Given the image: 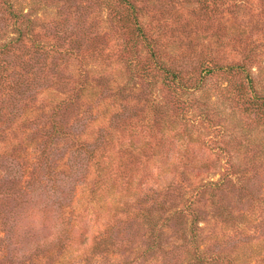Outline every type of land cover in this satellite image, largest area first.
<instances>
[{"label": "trees", "instance_id": "16d2710c", "mask_svg": "<svg viewBox=\"0 0 264 264\" xmlns=\"http://www.w3.org/2000/svg\"><path fill=\"white\" fill-rule=\"evenodd\" d=\"M254 1L264 8V0H29L19 9L6 4L11 32L0 43V182L10 187L0 196L20 200L13 208L0 205V264H264L261 252H244L253 236L227 231L238 224L227 200L234 167L216 182L187 187L192 170L206 166L196 167L186 147L169 154L163 118L170 111L183 114V97L200 90L205 77L221 73L230 78L225 97L264 123V84L250 66L258 56L253 46H264V22L242 20ZM51 3L61 7L46 25L36 13ZM165 5H195L200 15L228 17L257 39L240 62L206 60L188 75L162 60L148 27L151 14ZM95 8L107 12L125 41L121 83L105 69L86 70L91 63L108 67L109 54H88L95 53L87 23ZM74 63L76 74L67 71ZM152 83L168 92L170 107L154 101L140 106L132 89L144 95ZM162 159L172 165L176 183L153 189L150 164ZM81 187L90 198L77 207ZM218 226L222 234L212 229ZM89 227L94 232L88 244Z\"/></svg>", "mask_w": 264, "mask_h": 264}, {"label": "rangeland", "instance_id": "374dc122", "mask_svg": "<svg viewBox=\"0 0 264 264\" xmlns=\"http://www.w3.org/2000/svg\"><path fill=\"white\" fill-rule=\"evenodd\" d=\"M10 2L17 9L27 8L29 5V0H0V43L10 37V22L6 15V4ZM257 4L258 2L254 1L244 10L242 20L247 21V24H254L250 23L252 21L264 22V8ZM59 7L61 3L47 4L37 11L36 16L46 18L45 24L48 25L47 23L54 20ZM164 7L161 12L151 14L148 18V27L159 40L162 60L166 64H176L188 75L192 74L202 61L211 60L220 65L240 62L242 54L252 47V40L256 38H250L248 34L243 33L245 27L238 29L236 22V26L232 25L228 17L218 20L198 14L195 5H185L183 8L177 6L175 9H170L166 5ZM106 13L104 9L95 8L87 19V23L92 24V42L95 46V53L88 52V54L94 59L98 58L97 53L101 51L104 58L109 54L106 61L108 67L91 63L86 70L100 73L105 69L113 79L121 83L126 78L125 67L120 61L125 41L109 22ZM45 30L50 31V29ZM258 45L253 46L257 48L255 53L258 56L250 66L253 77L264 84V53H262L264 46ZM67 71L76 74L80 72V68L74 63ZM198 74L201 75L200 72ZM229 80L228 76L221 73L205 77L204 85L200 90L190 91L183 97L187 102L183 114L176 115L171 111L163 114L169 129V154L177 156L178 152H185L186 147V155L196 167L205 164L206 169L192 170V177L185 183L189 188L205 182H216L225 171L229 170V167H234L230 172H234V175L231 176L232 184L227 192V200L238 224L227 231L253 236L254 241L249 246H243L244 252L252 254L254 251H259L261 252L259 260H262L264 256L262 252L264 250V123L258 121L252 114L243 113L235 102L225 97L224 89ZM132 91L135 97L141 98L140 106L144 109L151 101L156 102L160 107L171 106L170 95L159 83L149 84L144 95L137 90L132 89ZM18 137L22 135L19 134ZM161 161L155 165L150 164L153 177L150 178L149 187L153 189H163L176 183V178L171 174L172 165L163 159ZM175 166L181 168L179 164ZM0 186V192L8 193L9 184L1 181ZM89 195L87 188H79L74 197V204L76 203L77 207L83 206L89 200ZM18 200L20 196L12 199L3 194L0 196V205L6 209L13 208ZM241 215H244L245 219L240 217ZM106 221L107 218L102 219L101 225L98 224L94 231L102 229ZM241 221L244 224L239 223ZM212 229L217 234L225 231L220 226ZM94 231L89 227L86 233L88 244ZM248 264L260 263L252 260Z\"/></svg>", "mask_w": 264, "mask_h": 264}]
</instances>
